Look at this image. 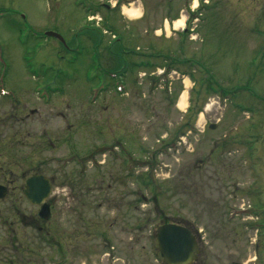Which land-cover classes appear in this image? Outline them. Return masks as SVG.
Returning a JSON list of instances; mask_svg holds the SVG:
<instances>
[{"label": "rangeland", "instance_id": "1", "mask_svg": "<svg viewBox=\"0 0 264 264\" xmlns=\"http://www.w3.org/2000/svg\"><path fill=\"white\" fill-rule=\"evenodd\" d=\"M143 2L0 0V264H166L163 222L192 264H264V0Z\"/></svg>", "mask_w": 264, "mask_h": 264}, {"label": "water", "instance_id": "2", "mask_svg": "<svg viewBox=\"0 0 264 264\" xmlns=\"http://www.w3.org/2000/svg\"><path fill=\"white\" fill-rule=\"evenodd\" d=\"M59 1V0H51ZM46 36H51L64 44L63 38L47 31ZM214 124L209 128L213 129ZM23 188L25 198L34 205L39 206L38 217L47 220L50 216V206L46 202L51 193V181L43 175L29 176ZM7 194L6 186L0 184V200ZM156 243L161 258L166 264H192L197 259L198 244L192 232L186 226L177 223H164L156 229Z\"/></svg>", "mask_w": 264, "mask_h": 264}, {"label": "flooded vegetation", "instance_id": "3", "mask_svg": "<svg viewBox=\"0 0 264 264\" xmlns=\"http://www.w3.org/2000/svg\"><path fill=\"white\" fill-rule=\"evenodd\" d=\"M144 0H73V4H75L77 7L79 6V4L84 5V6H92L93 5V9H95V12H99V10H109V12L115 13L114 15L116 17H118L119 19H121V17L123 19H127L128 21H139L140 19H145V14H146V10H145V6H144ZM140 2V6L141 7H136L139 11H141V14L137 17H126L124 18V10L125 9H129V6H133L135 3ZM123 10V12H122ZM191 11L195 12L194 8H191ZM93 15V14H92ZM195 18V17H194ZM102 19V18H101ZM86 21V20H85ZM88 21H90L88 19ZM106 22H108V20H106ZM94 24V23H92ZM86 27V24H85ZM90 28L97 30L98 27L90 26ZM197 239V237H196ZM198 241V239H197ZM199 245V244H198Z\"/></svg>", "mask_w": 264, "mask_h": 264}, {"label": "bare ground", "instance_id": "4", "mask_svg": "<svg viewBox=\"0 0 264 264\" xmlns=\"http://www.w3.org/2000/svg\"><path fill=\"white\" fill-rule=\"evenodd\" d=\"M194 4H196V3H194ZM125 11H128L129 13H130V15H134V13H132L130 10H128V9H125ZM135 16V15H134ZM183 23H184V20H182V19H177L176 21H174V28H177V27H179V25H183ZM167 27V31L169 32V27L168 26H166ZM185 86H186V88L189 86V81H188V79H186L185 80ZM186 99H187V91L186 90H184L183 92H182V94L180 95V97H179V100H178V107L181 109V110H184V107L186 106Z\"/></svg>", "mask_w": 264, "mask_h": 264}, {"label": "trees", "instance_id": "5", "mask_svg": "<svg viewBox=\"0 0 264 264\" xmlns=\"http://www.w3.org/2000/svg\"><path fill=\"white\" fill-rule=\"evenodd\" d=\"M141 65H143V64H141ZM112 71H113V70H112ZM107 73H108V72H105V73H104V75L106 76V78L108 77V76H107ZM119 73H120V74H121V73H124V70H122V72H119ZM120 74H119V75H120ZM54 90H55V89H54ZM163 223H167V222H163Z\"/></svg>", "mask_w": 264, "mask_h": 264}]
</instances>
